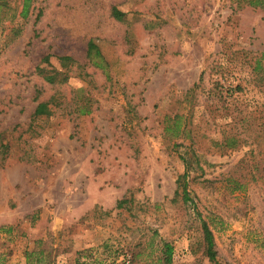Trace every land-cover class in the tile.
Instances as JSON below:
<instances>
[{"label":"rangeland","instance_id":"rangeland-1","mask_svg":"<svg viewBox=\"0 0 264 264\" xmlns=\"http://www.w3.org/2000/svg\"><path fill=\"white\" fill-rule=\"evenodd\" d=\"M12 6V22L0 16V264H162V242L173 264H212L203 223L220 264H264V9L36 0L22 19ZM37 66L67 80L50 85ZM40 101L51 115L33 118ZM181 158L188 204L172 201Z\"/></svg>","mask_w":264,"mask_h":264},{"label":"trees","instance_id":"trees-1","mask_svg":"<svg viewBox=\"0 0 264 264\" xmlns=\"http://www.w3.org/2000/svg\"><path fill=\"white\" fill-rule=\"evenodd\" d=\"M15 1L16 0H0V16L2 14H4V16H7L11 12L12 13L11 22H12V19L15 17V10L13 9V6H12V3H14ZM236 1H237V5H247L251 8L264 9V0H236ZM34 2H36V0H21L22 6H21V10L18 16L22 19L27 18L34 10V7H33L32 11L30 12L31 4ZM40 16H41V11H39L38 14L36 15V21L39 19ZM112 16L116 18L117 20L121 21L124 17V14L118 12L116 9H113ZM2 21H3V17L0 18V24H2L1 23ZM21 32H22L21 27H19L18 25L12 26L10 28V35L13 39H11L10 42H12L14 38H16L18 35H20ZM5 45L8 46V44H5ZM50 57H51L50 55L44 56L40 63H46L48 64V66H50L49 64ZM85 57H86V60L96 68H102V66L104 65V59L101 55L100 49L96 45L93 39H89L87 42ZM59 61H60V65L62 69H67L69 65H72L75 63V61L69 56H61L59 57ZM68 70L69 69H67L66 72H68ZM35 73L39 77H41L46 83L50 85H55L57 83L62 84L67 80L66 75L64 78H60L62 73L60 71H56L54 68L47 69L45 67L37 66L35 68ZM199 81H201V76L199 78ZM195 87H198V84H194V88ZM236 89H240V86L239 87L236 86ZM188 92L186 94H188ZM41 94H42L41 90L36 89L34 100L38 101ZM49 105H50V102L48 101L38 102L32 114L33 118L51 115V109ZM89 112L90 111L88 109H84L81 113L88 114ZM173 129H178V127L174 126ZM179 134H181V131L179 132ZM8 148H9L8 145L2 146V149L5 150L3 153H7ZM181 159L183 160V158ZM183 162H184L185 170H184V173L181 176H179L178 179L176 180V189L174 191V198L172 201H176L180 199L184 204H188L192 202H191V198H190L188 188H187V177H188V171H187V166H186L187 162L185 160H183ZM130 202L131 201L128 199H122L116 203V209H125V208L129 209L127 205ZM202 233H203L205 256L208 258V260L212 264H220L217 260V253L215 250V243H214V237H213L212 231L210 230L208 225L205 223H203L202 225ZM159 259L161 260L162 264H173V246L170 243L162 242L160 252H159ZM111 263L114 264L115 260H113ZM76 264H93V263L80 262V260H77Z\"/></svg>","mask_w":264,"mask_h":264}]
</instances>
